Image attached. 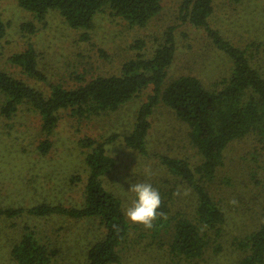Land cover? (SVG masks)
<instances>
[{"label": "rangeland", "instance_id": "rangeland-1", "mask_svg": "<svg viewBox=\"0 0 264 264\" xmlns=\"http://www.w3.org/2000/svg\"><path fill=\"white\" fill-rule=\"evenodd\" d=\"M181 1L164 0L163 11L147 27L131 26L120 16L101 11L95 15L92 27L75 28L59 9H50L45 20H40L18 0H0V14L7 24V33L0 41V69L46 91L51 83L79 86L101 74L120 73L123 64L140 52L133 46L136 40H145L144 52H150L163 40L165 31L175 26L177 55L169 67V76L198 75L211 86L230 76L233 59L218 47L206 28L180 19ZM209 23L235 46L246 51L250 48V52L254 49L264 71V0H214ZM31 24L35 29L30 28ZM30 48L38 53V68L45 80L12 62V56ZM148 94L145 91L118 111L103 116L81 118L72 116L67 109L61 110L62 118L49 135L42 131L43 115L28 103L20 105L11 118L0 112V205L81 206L90 172L84 141L88 137L107 140L114 133L130 132ZM2 102L3 99L0 109ZM151 118V154H140L119 136L108 144L118 165L103 179L106 187L123 197L125 211L135 199L129 191L131 185L140 181L151 184L159 191L167 221L172 223L178 216L195 213L198 199L191 188L177 182L178 178L162 164L160 157H185L197 165L201 155L192 142L190 126L179 119L173 108L160 105ZM45 139L53 145L46 155L39 148ZM75 176L80 178L72 180ZM210 188L225 205L227 231L226 238L216 243L217 248L222 246L221 251L210 252L213 254L201 260V264H240L242 252L237 244L264 222L262 145L251 136L231 144L219 177ZM178 189L179 195L175 194ZM129 224L131 235L121 251V261L114 264H178L169 252L172 231L168 227L161 229L158 224L145 229L140 224ZM28 226L43 244L55 249L50 264H87L90 246L106 233L92 218L40 216L27 211L13 217L0 216V264H17L12 248Z\"/></svg>", "mask_w": 264, "mask_h": 264}, {"label": "trees", "instance_id": "trees-1", "mask_svg": "<svg viewBox=\"0 0 264 264\" xmlns=\"http://www.w3.org/2000/svg\"><path fill=\"white\" fill-rule=\"evenodd\" d=\"M18 2L25 9L33 11L40 20H45L50 9H59L64 19L75 28L92 27L95 15L101 11L120 16L131 26L147 27L164 9V0ZM213 12L214 0L181 1L180 19L206 28L218 47L233 59L230 76L211 86L206 85L198 75L169 76V67L177 55L175 26L165 31L164 41L157 43L150 52H144L145 40H136L133 46L140 52L123 64L120 73L101 74L79 86L51 83L46 91L30 86L23 79L0 69V100L3 99L0 112L11 118L18 112L20 105L28 103L43 115L42 131L46 135L52 133L59 124L61 110L67 109L72 116L81 118L103 116L118 111L143 92H149L130 132L121 135L114 133L107 140L88 137L84 141L88 149L86 160L90 172L85 202L81 206L43 203L25 208L0 205V216L13 217L27 211L40 216L64 214L96 219L106 233L90 246L87 264L119 263L131 228L125 216L123 197L104 183V176L118 165V159L111 154L108 144L123 136L122 140L127 146L142 155H150L148 136L153 126L151 116L156 108L164 105L173 108L179 119L190 126L191 139L201 160L199 164L193 165L188 158L163 154L161 162L178 178L177 182L196 193L198 203L195 213L188 217L178 216L172 223L167 221V211L162 203L163 206L157 211L165 215L157 217L153 228L159 224L161 229L168 227L167 230L172 231L169 252L178 264H201V260L205 261L215 251H221L222 246L217 248L216 243L226 238L227 211L225 205L213 195L210 186L217 181L225 163L226 150L231 144L251 136L264 149V71L253 48V52H250V48L246 51L235 46L211 26L209 18ZM32 27L35 29L34 24L30 25ZM6 33L7 24L0 14V41ZM12 62L30 75L45 80L44 73L38 68V53L35 49L15 54ZM52 146V141L45 139L39 148L46 155L51 152ZM79 178L75 176L72 180ZM26 230L13 245V260L17 264H50L55 249L43 244L35 231L30 230V226ZM237 247L242 252L240 264H264V222L260 228L245 236Z\"/></svg>", "mask_w": 264, "mask_h": 264}, {"label": "clouds", "instance_id": "clouds-1", "mask_svg": "<svg viewBox=\"0 0 264 264\" xmlns=\"http://www.w3.org/2000/svg\"><path fill=\"white\" fill-rule=\"evenodd\" d=\"M129 191L135 194V199L131 206L126 209L125 216L132 223L140 224L145 229H152L153 221L158 216L164 217L165 215L157 211L162 203L159 191L151 184L143 181L133 183ZM175 194H180L179 189ZM184 194L186 195L187 191ZM233 203L235 202L233 201Z\"/></svg>", "mask_w": 264, "mask_h": 264}]
</instances>
